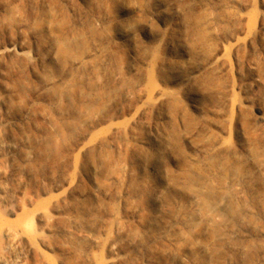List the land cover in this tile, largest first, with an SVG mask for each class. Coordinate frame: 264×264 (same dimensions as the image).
Here are the masks:
<instances>
[{
  "label": "rangeland",
  "instance_id": "374dc122",
  "mask_svg": "<svg viewBox=\"0 0 264 264\" xmlns=\"http://www.w3.org/2000/svg\"><path fill=\"white\" fill-rule=\"evenodd\" d=\"M58 27L95 62L71 77L68 115L44 83ZM0 51V264H232L237 250L208 259L210 226L188 223L199 206L182 186L201 170L204 190L255 209L264 0H0ZM67 117L77 128L58 134ZM238 154L247 182L212 166ZM246 224L234 247L264 264V228Z\"/></svg>",
  "mask_w": 264,
  "mask_h": 264
},
{
  "label": "bare ground",
  "instance_id": "6f19581e",
  "mask_svg": "<svg viewBox=\"0 0 264 264\" xmlns=\"http://www.w3.org/2000/svg\"><path fill=\"white\" fill-rule=\"evenodd\" d=\"M63 23H66L64 20ZM38 28H42V23H39ZM56 36L53 38V42L56 45L54 49L48 55V61L55 62L58 65L57 70H49L45 74V89L48 91L50 97L58 105L60 114H69V101L71 99V77H73L74 72H85L86 69L93 67L94 63L90 67L85 66L91 63V53L87 51L88 44L84 41L79 40L78 37L69 39L63 36L62 27L56 28ZM91 35L94 39L99 37V33L95 30H91ZM1 54V51H0ZM90 58V59H89ZM94 68H98L94 66ZM59 73L58 75H56ZM95 78L97 81L100 80V76L95 69ZM93 82L90 81V84ZM22 89V85L18 86ZM94 110L96 109L98 113H104L99 101L92 104ZM71 114V113H70ZM72 115V114H71ZM72 117H67L64 121L52 122L54 130L58 134H70L77 128L74 119L72 122L69 121ZM242 126L250 127L252 124L249 116L246 115L244 118L242 116ZM25 141H31L30 138H25ZM9 149H12V145L9 144ZM37 150L39 156H48L49 147L46 142L43 141L41 146ZM256 159L254 167L259 166L260 170H264V149L261 151L254 150L252 152ZM225 162H215L212 166L219 169L223 174H231L232 176L239 178L247 182L253 177L254 167L248 163L247 159L239 155H230L225 157ZM204 173L201 170L194 169L192 175H189L186 179L183 189L188 191H194L199 206L198 212H186L185 216L188 223L194 224L197 219L198 213H200V218H203L205 222L210 226L211 229V243L208 245H203L202 249L208 252V259L210 261L218 262V260L225 259L229 256L232 250H237V254L232 257V264H251L256 257V249L251 245H241L240 247L235 246V236H237L238 231L242 230L244 223L248 222L245 227L250 233L257 234L263 231L264 225V178L262 184V190H260V196L254 199V210L250 212L249 215L244 216V218L238 208V204L234 203L233 198L229 199L225 195H219V193H214L205 188L203 183ZM203 184V185H202ZM179 186V184H178ZM201 188V190L198 189ZM229 195V194H228ZM230 196V195H229ZM232 197V196H231ZM241 209V208H240ZM243 211V210H241ZM252 211V210H250ZM244 215V214H243ZM248 219V221H246ZM207 259V260H208ZM213 263V262H212Z\"/></svg>",
  "mask_w": 264,
  "mask_h": 264
}]
</instances>
